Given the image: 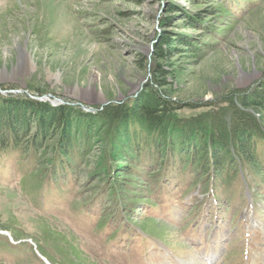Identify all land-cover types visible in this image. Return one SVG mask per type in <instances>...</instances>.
I'll return each instance as SVG.
<instances>
[{"label":"rangeland","instance_id":"rangeland-1","mask_svg":"<svg viewBox=\"0 0 264 264\" xmlns=\"http://www.w3.org/2000/svg\"><path fill=\"white\" fill-rule=\"evenodd\" d=\"M215 1L0 0V95L92 112L158 88L156 63L171 70L164 95L181 116L248 92L264 80V0H240L223 20ZM191 14L220 34L189 25ZM162 33L188 43L156 59ZM102 149L64 175L20 151L0 156V264H264V173H235L206 199L188 175L148 185L146 174L120 173L140 195L125 207L96 175Z\"/></svg>","mask_w":264,"mask_h":264},{"label":"trees","instance_id":"trees-1","mask_svg":"<svg viewBox=\"0 0 264 264\" xmlns=\"http://www.w3.org/2000/svg\"><path fill=\"white\" fill-rule=\"evenodd\" d=\"M239 1L216 0L214 13L223 20L232 9H239ZM176 9L169 2L166 11L173 13ZM201 21L191 14L187 22H198L208 29V36L220 34L210 24L201 25ZM163 22L168 23V17ZM186 42L187 38L176 40L162 33L154 47V58L173 57L175 44ZM198 50L196 44L190 48L194 53ZM155 69L158 88L146 86L127 102L109 103L92 112L64 103L52 106L49 101L25 94L0 95V156L20 151L33 156L39 166L46 165L49 175H64L75 173L76 165L100 143L103 149L96 175L104 182L111 178L107 193H116L121 203H127L125 207L134 204L140 195L136 194L135 183L122 182L125 178L119 182L120 173L146 174L144 182L148 185L167 178L172 171L188 175L187 188L204 187L199 190L206 191L204 199L218 197L213 190L235 173H264V80L248 92L207 104L195 115L181 116L178 111L184 106H177L164 95L168 85L164 76L171 70L158 63ZM121 165H127L124 171ZM133 209L140 214L141 204L133 205ZM139 232L143 235L150 231L141 227Z\"/></svg>","mask_w":264,"mask_h":264},{"label":"water","instance_id":"water-1","mask_svg":"<svg viewBox=\"0 0 264 264\" xmlns=\"http://www.w3.org/2000/svg\"><path fill=\"white\" fill-rule=\"evenodd\" d=\"M36 98V97H35ZM48 100H50V98L49 97H46ZM60 103H62V102H60ZM87 109H89V108H87Z\"/></svg>","mask_w":264,"mask_h":264}]
</instances>
